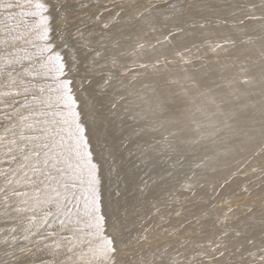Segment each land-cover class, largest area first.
<instances>
[{"label":"rangeland","instance_id":"1","mask_svg":"<svg viewBox=\"0 0 264 264\" xmlns=\"http://www.w3.org/2000/svg\"><path fill=\"white\" fill-rule=\"evenodd\" d=\"M174 1L177 4L172 2V0L171 3L176 6L157 4L161 8L165 7L164 12L167 13L165 16L163 15L161 19L169 17L174 13V10L176 11L181 7L179 5L186 0ZM186 2L189 3L188 1ZM54 8L61 9V7ZM49 10L51 9L43 8L27 15L24 23L29 26V28H34L33 30L37 32L40 30L41 33L54 34L55 31L58 32L59 25L57 28L56 26H51V29L49 28L50 30L47 29L48 32L47 30H43L44 28L41 29L39 27V19L43 16L41 20L45 19L50 12ZM74 10H80V6L76 7ZM258 19L264 20V17L254 18V20ZM112 22L113 21L107 22L111 27L108 28L106 33H98L101 40H99V38L95 40L92 46H86L82 50V54L77 53L75 56L71 55L68 57L70 60L73 58V60H78L76 62L64 65L65 59L63 58L65 56L56 54V52L53 53L55 48L53 45H46L47 47H43L44 50L46 49L45 51L43 50V52L39 54H31L28 60L35 63H39L40 60L42 62L43 60L42 63H50L51 67L44 70L42 69L40 72H35L32 69L23 73L20 77H0V150L24 140L32 139L37 141V150L34 153L28 154L24 150H17L18 152L16 153L18 157L22 158V165L33 166V174L30 179L33 180V182L31 181L33 184L31 186L34 188L26 191L21 189L20 184L17 182L14 183V181H10L9 178H7V181L5 178H1L0 188L6 186V189H1L3 196L7 198L12 197V191H16L15 193L25 195L31 200L38 202L44 200L43 198L48 194H53L54 192L59 194V199L57 200L52 202L44 200V204L36 208L34 215H18L12 218L8 225H0V264H64L69 258V255H77L76 250H78V248H76V243H78V245L80 244L82 247H86L91 237L106 233L109 229L123 226V232L120 236L124 239L135 233H143L150 223L149 217L147 216L157 205L154 204L153 200L157 198L166 199L168 201L188 199L195 191L206 187L207 181L203 178L204 174L209 175L212 174L213 171L218 170L213 169L214 162H219L225 157H228V155H239L246 152V154H252V152L258 151V153L261 154L259 157L264 158V137L260 138L264 136V134H262L264 133V125L261 133L255 129H251L247 134V131L235 134L233 130L227 131L225 127H220L218 129L215 126L217 128L216 130H214V127L211 132H208L207 135L202 136V139L199 140L202 145L199 143L197 146H193L191 142L179 141V143L176 142L179 146L173 148L171 151L162 150L157 153L158 155H156V157L150 154L151 150L155 149L154 145L162 141L164 143L171 142L173 135L171 136L170 133L162 131L160 127H155L147 131V137L144 141L143 139L136 140V138L132 141L129 140V144L124 148H120L116 145L117 139V142L127 140L123 135H116L114 136L115 138L103 140L100 144V149L90 151L84 163L68 167L67 169L63 167L66 172L64 171L65 173L60 174L65 176L60 177V175L56 174V176L53 177V186L37 187L40 179L46 180L50 178V173L45 170L47 166L49 167L57 163L58 160L70 158L74 151H82L81 149L84 148L85 139L87 137H92V133L87 130L92 127V125L94 126L97 124L99 127L102 126L103 129H106V126L107 129L116 128L117 125L120 126L119 121L117 122L108 115H114L115 113L129 115L133 112L131 109L129 110L128 107H125V104L136 106L139 101L146 100L150 105L153 98L157 97L163 89L161 93L163 94L162 96L171 90L170 87L173 86V88L180 87L183 92L191 91L192 86H206L199 91L197 98L204 102L210 100L216 101L213 104L216 106L218 105L222 109V112L220 111L222 113L220 116L222 119L225 117L224 121L226 124L238 121L237 123L242 125L249 122V118L246 117L244 113H240L241 110L239 107H233L236 102L239 103L240 106L247 107L251 111V118L264 120V96L258 95L259 97L257 98L249 94L250 96L244 95L245 97L242 99L239 97L230 98L229 100L227 97H217L216 99L213 89L209 87L210 84L214 83L215 86L229 87L231 89L242 86L246 81L254 79L255 85L264 83V71L259 77L249 78L239 75L227 77L217 75L220 70L225 69L264 70V65H261V67L258 66L259 69L256 67L263 59L260 58V61L255 60L259 52L261 54L264 52V46L253 47L247 46L250 44L241 43L236 45V43L233 44V42L224 41L222 43V41L215 40L218 36H228V33L232 31L205 30L201 32L196 31L191 34H180L181 32L179 33L177 28L174 29L169 27L168 29L165 25L162 26V28H148L146 26L144 27L142 23L131 22L123 28H114ZM61 25L64 24H60V26ZM226 25L229 28L234 27L231 23ZM90 26L92 25H79L75 26L73 29L72 26H66L65 24L64 27H60L59 30L62 31L64 29V32L72 33L76 30L90 28ZM68 29L70 31H68ZM178 36L187 39V45L182 46L176 43V41H172L175 37V39L179 40L181 37L178 39ZM107 40L110 42H105ZM146 45H150V47H146ZM252 45H255V43ZM3 46H0V57L9 55V58L6 57L7 60H11L15 53L19 55L25 53L22 50L16 52L13 49L14 47L11 41L6 43L5 47ZM162 46L167 48L162 49ZM195 47H200V49L191 52L192 48ZM6 48L8 51H6ZM10 50L15 52H10ZM144 52H150L151 55L147 58L138 57ZM188 52L191 53L184 54ZM44 54L47 55V59ZM50 55H53V57L50 58ZM14 57H16V55H14ZM156 62L157 64L154 69L150 70L146 68L147 66L153 67ZM20 64L21 67H23L27 63L25 64V61H23ZM211 65L219 66L215 73L217 76L204 78L194 75L200 70H208L207 66L209 67ZM56 69L60 71H55ZM213 69V67L209 68V70ZM3 72L4 70H0V76ZM252 83L253 82L250 83L251 86L254 85ZM11 84L15 85L11 86ZM165 90L166 92L164 93ZM248 90L256 94L255 90ZM140 94H143L144 99L140 97ZM237 99L241 101H237ZM164 103H170L168 106L172 108L169 109L172 115L176 111L179 112V108L181 109V107L174 104V102L167 101ZM255 103L260 104L259 107ZM74 106H78V112L74 116L69 118L66 117L68 122L64 121V124L61 125L63 127L62 129H54V124L56 121L61 120L62 113H67L66 111ZM233 108H235V110ZM3 109H5V111H3ZM149 109L150 107L147 109L143 108L134 113L146 116L148 112H150ZM151 110L153 111V107ZM103 111H106V116ZM199 111H196L197 113H195V115L201 118V121L209 120L214 114L210 111H208L210 113L204 112L203 109ZM204 113L207 114L208 118L205 117L206 114ZM259 113L261 116H259ZM193 115L191 114V116H189L190 118L185 117L182 119L183 122L187 119L185 121L186 126L188 125L187 131L189 128L191 130L192 126L196 124L190 122ZM236 117L237 120L235 119ZM232 118H234L235 121H232ZM187 121H189V123ZM142 123L141 121L130 122L125 124V127L136 128ZM223 128L227 134L225 131L223 134ZM220 130L221 132H219ZM80 132H84V134ZM85 134H87V136ZM241 134L245 135L243 136ZM67 135H72V137L81 136L83 139L82 144L74 147V151L71 148H65V146L61 143L59 144V142L63 139H68L69 136ZM84 135L86 137H83ZM225 135L229 136L225 137ZM228 137L230 138L228 139ZM48 139L52 140L53 145L49 146L47 144ZM167 139H169V141ZM229 142L230 144H234L231 146L227 145ZM222 145L225 147L227 145L228 147L225 148ZM221 146L223 148H221ZM209 147L215 148V153L212 155H206L207 151L210 149ZM254 148H256L257 151H255L256 149L254 150ZM201 149H204L203 152ZM197 151H201L202 154ZM108 152H112V154L118 156V163L116 165H111L108 162L110 156V154L107 155ZM242 161L243 160H240L231 166L226 165L222 169L233 171L241 167ZM98 165H100L101 169L92 173V170H98L96 167ZM210 167H212V171ZM9 170L10 167L5 171L8 172ZM151 170L156 171L158 176L163 173H172L173 176L161 181L158 178L149 176ZM199 171L200 174L198 173ZM68 179H70V181ZM139 181H143L142 184H140ZM255 181L256 180L249 179L247 183L253 185ZM11 184L15 187L13 190L8 189ZM66 185L69 187L65 188ZM176 186H180V188L175 190L174 188H176ZM62 187H64V189H62ZM233 189L234 188L231 190ZM149 191H152L154 194L151 195L149 200L144 201L147 204L149 203V208L151 209H147V211L139 206L141 204L138 202V198L147 195L146 193H150ZM233 191L236 192V190ZM190 193L191 195H189ZM5 210L6 208L0 209V211ZM143 217H146V220L139 224V226H135L134 223L143 219ZM19 223L22 225V228L14 230L15 225ZM120 223L122 224L120 225ZM129 223L131 225H129ZM255 226H253L255 229L259 228V225ZM184 227L188 228L189 226L185 224ZM125 232L126 234H124ZM116 242L111 241L107 243L98 255L93 257V259L90 258L86 260L83 264H98L108 255L121 251L122 246L118 244V241ZM259 248L260 250L264 249V246H260ZM53 250L57 251L56 254H50ZM124 255H127L130 259H135L139 256V252L137 249H133L125 252ZM220 256L222 255H217L215 258L212 257L213 259L209 257L198 258L195 256L194 259H192V256L191 262L193 264L206 262L217 264L216 262L219 261L221 258Z\"/></svg>","mask_w":264,"mask_h":264},{"label":"bare ground","instance_id":"2","mask_svg":"<svg viewBox=\"0 0 264 264\" xmlns=\"http://www.w3.org/2000/svg\"><path fill=\"white\" fill-rule=\"evenodd\" d=\"M186 1H188L189 3H187ZM186 1L181 5H179L181 6L179 7L180 9L178 8L179 10L177 9L175 11L173 9L174 13H172L167 18L161 19V17L163 15L165 16L167 13L164 12L165 7L161 8L157 4L159 3L160 5H164V6L175 5L171 3V0H0V46H3L5 42L8 43L9 41H11L14 47L13 49L16 52L20 50L25 52V53L23 52L24 54L21 53V55H19L18 53L13 54L15 51L13 52L12 50H10V52L11 51L13 52L12 53L13 57L11 58V60L6 59V57H8L9 55L8 56L1 55L2 57H0V70H4V72L3 74L1 73L0 77H20L23 73H26L27 71L32 69L35 72H40L42 69L44 70L47 69L48 67H51L50 63H42L43 60L42 62L40 60L41 63L40 62L35 63L28 60L31 54L34 53L39 54L43 52L44 50L43 47H45L46 45H53V47H55L53 53L56 52V54H62L65 56L63 58L65 59V63H63L64 65L78 61V60H73L74 58L70 60L68 59V57L71 55L75 56V54L77 53L82 54V50L86 46H92L95 40L99 38H100L99 40H101V37L98 36V33H106L108 31V28L111 27L107 23L108 21H113L112 25L114 28H123L131 22L142 23L144 27L146 26L148 28H162V26L165 25L166 27H168V29L169 27L174 29L177 28L179 33L181 32L180 34H191V33H195L196 31L201 32L205 30L226 31V32L232 31L228 33V36L226 37L218 36L217 38H215V40L222 41V43L224 41L233 42V44L236 43V45H239L241 43V44H250L247 46H253V47L264 46V20L263 19L254 20V18L257 17H264V0H193V1L186 0ZM172 2L175 1L172 0ZM79 6H80V10H74L76 7ZM54 7H61V9H55ZM43 8L45 9L47 8L51 10L55 9L52 11L49 10L50 12L48 11L49 14L47 13L48 16L45 17V19L41 20L44 16L41 19H39L40 20V24L38 23L39 27L41 29L44 28L43 30H47L51 26H56L57 28L58 25L60 29V27L62 26L64 27L65 24L66 26L67 25L72 26L73 29L75 26H79V25L87 26V24H91L92 26L84 30H76L74 32L71 31L72 33L64 32V29L62 31L58 29V32L55 31L54 34L43 33V32L41 33V30L37 32L33 30L34 28H29V26H27L24 22L27 15L32 14L37 10ZM225 23L226 24L231 23L233 24L234 27L229 28ZM60 24H64V25L60 26ZM68 31L70 30L68 29ZM175 38L172 40L173 42L176 41V43L181 44L182 46L187 45V39L182 38V36H178V39L180 38L179 40ZM105 42H110V41L107 40ZM254 43L255 45H252ZM5 45L3 47H5ZM146 47H150V45H146ZM164 48L167 47L162 46V49ZM199 49L200 47L192 48L191 52L197 51ZM6 51H8L7 48ZM191 52L184 54H189ZM259 53L257 54V58L255 60L260 61V58H262L263 61H261L256 66L257 68L258 66L261 67V65H264V52L262 54ZM14 55H16V57H14ZM150 55H151L150 52H144L141 53L138 57L147 58ZM51 57H53V55H50V58ZM45 58L47 59V55ZM23 61H25V64L26 63L27 64L21 67L20 63H22ZM156 64L157 62L154 63L153 67L147 66L146 68L150 70L154 69ZM210 67L211 68L213 67L214 69L209 70ZM218 67L219 66H213V65L209 67L207 66L208 70L205 69L203 71L200 70L196 72V74L194 75L204 78L215 77L217 75L226 76V77L239 75L241 77L249 78V77H259L261 76L260 74H262V72L264 71V70L256 71L253 69L251 70L225 69V70H220L219 73L215 75L216 69ZM55 71H60V70L56 69ZM251 82H253L252 84H254L255 79L248 80L243 85L241 84L242 86L231 89L229 87L225 88V87L215 86L214 83L210 84L209 87L213 89L214 96H216V99L217 97H225V98L227 97L228 100L234 97H239L240 99H242L243 97L249 94L250 95L252 94L257 98L259 96H264V83H260L256 85L254 84L253 86H251L250 84ZM14 85L15 84H11V86ZM173 87H170L171 90H169L164 96H162L163 94H161L164 90L162 88L163 89L162 92L160 91L161 93L159 92L160 94H158L157 97L153 98V101L150 103V105L149 102H147L146 100L139 101L136 106H131L130 104L124 105L125 107H128L129 110L131 109L133 113L135 111L136 112L140 111L143 108L147 109L150 107L149 109L150 112H148L146 116H143L138 113H134V114L131 113L129 115H120L115 113L114 115L112 114L108 116L116 120L117 122L119 121L120 126L117 125L116 128L114 127L112 129L109 128L107 129V126L106 129H103L102 126L101 128L97 124H96L97 126L92 125V127L90 128L88 127L89 129L87 130L88 132L92 133V137L91 138L87 137L85 139V144L83 145L84 148L81 149L82 151L75 152L73 150L74 147L82 144L83 139L81 136L72 137V135L70 136L67 135L69 136L68 139H63V140L61 139L62 141H60L59 144L60 143L63 144L65 148L66 147L71 148L74 152L71 154L72 156L70 158L58 160L57 163H54L49 167L47 166V168L44 167L45 170L48 173H50V178L46 180L40 179L37 187L42 188L44 186H53L54 185L53 177L56 176V174L60 175V177L65 176L63 174H60L66 172V170L63 169V167H66L67 169L68 167L76 166L84 163V160H86L88 153L90 151H94L97 149L99 150L100 144L102 143L103 140L105 141L108 139L115 138L114 136L116 135H123L126 137L127 139L126 141L117 142L118 139L116 141V145H118L120 148H124L126 147V145L129 144L128 143L129 140L132 141L133 139L136 138V140L143 139L144 141V139L147 137V131L155 127L157 128L160 127L162 131L170 133L171 136L173 135L172 136L173 141L171 140V142L168 143H164L163 141L156 143L154 145L155 149L151 150L150 152L152 156L156 157V155H158L157 153L162 150L171 151L173 148L179 146L178 144H176V142L179 143V141L180 142L187 141L188 143L191 142L193 143L192 144L193 146H197L199 143H201L199 140L202 139V136H205L207 135L208 132H211L215 126L218 129L220 127H225L227 131L233 130L235 134L238 133L240 134L241 132L244 133V131H247L246 132L247 134L248 131L251 129L252 130L255 129L259 133L262 132L264 120L258 118H251L252 117L251 111L247 107L240 106V104L237 102L234 103L233 107L235 106L239 107V109L241 110L240 113L242 114L244 113L246 117L249 118V122L242 125L238 124L237 123L238 121H235V119L237 120L238 117L237 116L235 119L232 118L233 119L232 121L235 122L226 124V122L224 121L225 117L222 116L223 117L222 119L220 116V114H222L221 113L222 109L218 105L216 106L213 104L216 101L210 100L208 102H204L199 98H197V96L199 95V91L206 86L204 85L194 86V87L192 86V90L188 92L185 91L183 92L180 89V87L179 88H173ZM247 88L255 90L256 94L252 93L253 91H250ZM166 90L164 91V93L166 92ZM140 97L143 98V94H140ZM238 100L239 99H237V101ZM167 101L174 102V104L181 107V109L179 108L180 111L179 112L176 111L177 113L175 112L172 115V113L169 112L171 106L169 108L168 105L170 103L169 104L164 103ZM255 104L258 105V107L260 105L258 103ZM152 107H153V111L151 110ZM235 108L233 109L235 110ZM200 109H203L204 112L210 111L214 114L213 116H211L209 120L201 121V118L195 115V113H197L196 111H199ZM3 111H5V109H3ZM116 111L118 112L117 109ZM66 112L67 113H62V115L60 114L61 120L56 121V123L54 124L55 126L53 127L54 129L56 130L60 128L62 129L63 127L61 125L64 124V121L68 122L66 120V117L69 118L71 116H74L78 112V106H74ZM105 112L104 114L106 116ZM191 114L194 115L191 117L190 122L192 124L193 123L196 124L192 126L191 130L189 128L190 131L189 130L187 131L186 129H188L187 128L188 125L186 126V122H185L187 119L184 120V122L182 119L185 117L190 118L189 116H191ZM259 116H261L260 113ZM205 117H207V114L205 115ZM136 121H141L143 123L138 125V127L136 128L129 127L130 128L129 129L125 127V124ZM187 122L189 123V121ZM114 124L116 126L115 122ZM216 127L214 130L217 129ZM224 131L225 129L223 128V134L226 132ZM219 132H221V130ZM80 133L84 134V132H80ZM85 135L87 136V134ZM85 135L83 137H86ZM226 136L229 135H225V137ZM263 137L264 136L260 138ZM229 138L230 137H228V139ZM167 140L169 141V139ZM230 142L229 144L227 143V145L231 146L235 143V141L232 144H230ZM36 143H37L36 140L29 139V140H24L17 144H11L5 149H1L0 179L5 178L7 181V178H9L10 181L13 180L14 183L17 182L18 184H20L21 189L26 191L33 189L34 187L31 186L33 185L32 184L33 180L30 179L31 175L33 174V166L31 167L27 165H22L23 164L21 161L22 158L18 157L16 153L18 152L17 150L19 151L24 150L28 154L34 153L37 150ZM47 144L49 146L53 145L52 140L48 139ZM200 145H202V143ZM227 145L226 147H228ZM222 146L225 147L224 145ZM222 146L221 148H223ZM256 148H254V150ZM255 151H257V149ZM202 152L200 154H202ZM258 152H252V154L251 153L246 154L247 153L246 152L244 154H239V155L237 154H233L232 156L228 155V157H225L221 161L216 163L214 162L213 169L214 170L218 169V170L213 171V173L209 175L204 174L203 178H205L207 181V185L205 184L206 187H204V189L200 188V190L196 189L197 191L194 190L195 192L193 191L194 193L192 195L190 193L189 195L191 196L188 199L185 198L184 200L178 199L175 201L173 200L168 201L166 199L157 198L153 200L154 204L157 205L155 208L152 209L151 212H149V215L147 217H149L150 223L145 228V231L143 233L140 234L135 233L133 235L131 234L132 236L129 237L127 236L128 238L124 239L121 238L120 236L121 233L123 232L122 231L123 226H117L115 228L109 229L106 233L103 234L101 233L98 236L91 237L89 239L88 246L86 247H82L80 246V244L78 245V243H76L77 245L76 248H78V250H76L77 255H73V256L69 255V258L64 262V264H83L86 260L90 258L93 259V257L98 255L105 247V245H107V243L111 241H115V242L118 241V244L122 246V250L115 252L111 255H108L107 257H105L104 260H102L98 264H193L191 262L192 256H193L192 259H194V256L198 258L199 257L215 258V256L217 255H222L220 256L221 258L219 259L218 262L215 261L217 264H264V249L260 250L259 248L260 246H264V158L262 157L260 158L259 155L261 154H259ZM213 153H215L214 147L210 148L207 151L206 155H212ZM109 154L110 156L108 158L109 160L108 162L111 165H116L118 163V156L112 154V152L111 153L108 152L107 155ZM240 160H243L240 168L234 169L233 171L222 169L226 165H230V166L232 164L234 165V163H237ZM8 167H10V170L7 172L5 170ZM96 167L98 170L96 169L94 171L92 170V173H95V171H99L101 169L100 165ZM211 168L212 167H210V170ZM198 173L200 174V171ZM149 176L164 181L165 178L168 177L170 178L171 176H173V174L163 173L158 176V174H156V171L151 170ZM249 179L256 181L255 183L253 182L254 183L253 185H250L247 183ZM68 180L70 181V179ZM142 182L143 181H139L140 184H142ZM67 185L65 188L69 187ZM14 188L15 187L11 184V186H9L8 189L13 190ZM179 188L180 186H176V188L174 189L177 190ZM232 188H234L233 190H236V192L231 190ZM1 189H6V186H2L0 188V207H1L0 209L6 208L5 211H0L1 226L8 225L11 222L12 218L18 215L21 216H28L30 214L34 215V211H36L37 207L42 206L44 204L43 202L44 200H46L47 202H52L54 200L59 199V194L54 192L53 194L46 195L43 198L44 200H40L36 202L35 200L34 201L31 200L25 195H20L18 193H15L16 191H12L13 196L7 198L3 196V192ZM62 189H64V187H62ZM149 192L150 193H146L147 195L138 198L139 199L138 202L141 204L139 206L143 207L144 210L150 209L149 203L147 204L146 202H144L145 200H149L151 195L154 194L152 191ZM145 220L146 217H143V219L136 221L134 225L139 226V224H141ZM121 224L122 223H120V225ZM185 224H188L189 227L188 228L184 227ZM129 225L131 224L129 223ZM255 225L257 226L259 225V228L255 229L253 227ZM20 228H22V225L19 223L15 225L14 230ZM124 234H126V232ZM133 249H137V251L139 252V256H137V258L134 259L131 257L132 259H130L127 257L128 254L126 256L124 255L125 252ZM56 252H57L56 250H53L50 254H56ZM211 263L212 262L199 263V264H211Z\"/></svg>","mask_w":264,"mask_h":264}]
</instances>
